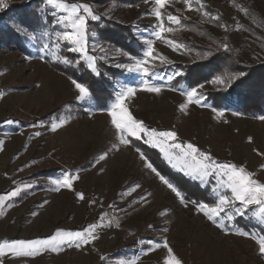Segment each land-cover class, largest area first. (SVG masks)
<instances>
[{"label": "rangeland", "instance_id": "rangeland-1", "mask_svg": "<svg viewBox=\"0 0 264 264\" xmlns=\"http://www.w3.org/2000/svg\"><path fill=\"white\" fill-rule=\"evenodd\" d=\"M34 1L6 0L8 7L0 12V93H3V99H0V142L3 143V150L0 151V195L7 194L17 186L32 185L20 196L6 202L4 214L0 215V242L6 237L31 233L29 231L33 227L51 229L56 224L57 230H66L67 220H73L82 230L107 212L110 217L119 218V228L113 226L98 230L99 238L83 248L65 247L59 253L44 252L31 259L37 264H127L139 257L137 264H163L165 249L144 255L149 245H141L139 241L162 242L167 239L183 264H264V257L259 254L253 240L224 235L203 215L196 214L191 206L184 208L180 205L175 195L144 167L135 147L121 146L119 151H109L108 159L93 167L97 156L117 143L110 117L102 111L111 103L114 86L122 82L135 85L140 77L114 66L116 62H127L124 57L109 63L101 61L99 78L87 70L83 62L76 66L64 65L51 58L44 61L38 59L37 46L26 39L24 30L41 29L44 25H40V21L46 26L50 22L47 18L52 20V17L42 18L43 4L36 12L37 7L31 8ZM84 2L96 6V11L101 14L114 6L109 13L110 18L103 19V26L92 24L102 43L131 55L142 54L144 46L138 37L141 32L146 37L151 25L156 22L153 17L145 15L152 7L151 3L146 4L144 0ZM203 2L207 11L213 15L220 14L221 23L234 29L236 21H239L254 34L235 30L225 32L216 23H203L199 13L187 11L184 14L189 19L184 23L198 31H179L170 38L186 44L193 51L185 54L173 52L157 41L155 47L158 51L173 61L172 65L157 70L162 75L172 70L183 71L182 77L172 81L178 88L204 83L205 103L223 110L228 122L215 119V113L208 107L191 106L189 114L183 115L178 111V106L184 98L178 92L167 90L159 96L138 92L129 105L130 110L149 128L175 130L181 141L210 151L218 161L246 166L249 171L257 173V179L264 182V171L261 170L264 156L257 155V151L264 153V121L254 118L264 113H241L235 106L236 96H229V93L222 106L216 104L221 94L228 92L245 76L235 80L227 90L214 88L207 83L225 69L247 73L253 67H264V39L257 38L264 37V28L257 27L250 18L232 7V0ZM236 3L247 7L257 19H264V0H236ZM24 4H27L29 11L28 8L13 10L14 6ZM184 8L183 3H177L168 10L176 14V9ZM35 14L41 17L40 21ZM134 25L138 26V31ZM111 29L117 35L105 32ZM200 32L204 35L201 36ZM15 39L21 40V44H17ZM214 41L227 42L232 49L231 58L225 64L216 63L207 73H199V69L193 68V73L208 75L207 79L194 82L196 80L189 79L193 73H186L185 69L196 66L200 60H207L210 56L201 59L196 53L209 52L207 48L210 45L224 51ZM69 54L66 56L75 58L76 54ZM235 67H240V71L230 70ZM64 69H71V72H64ZM88 73L100 81L98 92L111 96L106 107L98 106L93 99L87 103L76 100L77 93L69 77L90 85ZM251 73H255L252 81H258L259 72L252 69ZM261 86H264V80ZM256 96L260 102L259 106L258 103L256 105L261 109L264 105V87L256 90ZM67 106H71L70 113ZM233 112L241 115H233ZM60 116H68L69 122L57 131H51L52 118ZM36 132L41 134L36 136ZM249 137L252 138L251 143L248 142ZM77 170L80 179L74 184L75 192L54 190L52 180L60 178L64 172ZM168 179L178 186L171 177ZM186 179L208 189L209 195L197 201L211 202L210 186H202L199 181L188 177ZM136 184L140 187L135 192L121 197L122 192L127 193ZM185 191L186 198L188 194L190 199L195 200L188 188ZM76 192H82L85 199L79 200ZM148 193L151 195L146 201L143 200L142 197ZM109 205L114 207L110 208ZM165 211L167 215H161ZM241 218L250 226L249 229L242 226ZM236 224L245 230H257L255 222H250L248 217H238ZM165 228L166 232L163 231ZM101 256L105 259L101 260ZM13 260L12 256L7 259L9 264H14Z\"/></svg>", "mask_w": 264, "mask_h": 264}, {"label": "snow or ice", "instance_id": "snow-or-ice-1", "mask_svg": "<svg viewBox=\"0 0 264 264\" xmlns=\"http://www.w3.org/2000/svg\"><path fill=\"white\" fill-rule=\"evenodd\" d=\"M144 3H151L152 7L145 15L155 19V23L148 30L145 37L143 32L139 37L143 44L142 54L139 56L131 55L120 48L106 45L99 40L98 33L92 27L95 23L103 26L102 21L105 17L110 18L109 13L114 10H106L101 14L96 11V6L84 2V0H42L41 8L42 18L51 16L52 20L38 30H24L26 39L37 46L38 59L44 61L47 58L62 63L64 65L79 66L81 62L87 70L96 76L101 75L100 62L104 63L118 61L124 57L127 62H116L114 66L124 69L129 74H136L140 77L139 83L132 85L128 82L117 83L113 89V97L110 105L103 109L110 117V124L114 130V137L117 143L97 156L93 167L101 161L108 159L109 151H119L120 147H133L134 141H142L151 148L158 149L163 159L172 169L181 172L184 176L199 181L202 186H210L211 202L197 201L186 198L182 190L164 176L150 161L146 154L139 147H135L139 158L144 162V167L153 173L159 181L169 189L177 198L180 205L184 208L191 206L196 214L210 222L215 228L224 235H235L241 238L253 240L258 246L259 254L264 257V182L257 179V173L249 171L246 166L237 165L233 162L218 161L210 151L201 150L197 145L191 142H183L179 139L178 132L175 130H158L149 128L143 120L137 119L130 110V103L138 92H145L159 96L165 90L178 92L183 98L179 104L178 111L183 115L189 114L191 106L208 107L215 113V119H225V112L218 110L205 103L204 94L205 84L200 83L195 87L185 88L182 85L178 88L172 84L176 77H182L183 71L172 70L166 75H162L157 69L172 65L167 56L163 55L155 47L159 41L171 48L173 52H192L186 44L170 38L179 31H198L192 26L184 23L189 17L184 13L194 11L201 15L203 23H216V26L222 28L225 32L230 30L250 32L252 30L236 21L234 29L229 25L221 23L220 14L213 15L206 10L203 0H144ZM183 3L184 10L176 9V14L169 11L175 4ZM131 7L132 5H128ZM8 7L6 0H0V12ZM138 7V5H137ZM232 7L242 13L246 18L257 27L264 28V19H257L251 15L250 10L232 0ZM138 31V26L134 25ZM201 36L203 32L199 33ZM254 34V33H252ZM264 39V37H257ZM218 48L225 52H232L227 42H217ZM76 54L75 58H70L63 53ZM197 57L204 59L211 55V52L196 53ZM245 75L243 72H232L225 69L218 75H215L207 83L214 88L227 90L231 84L239 77ZM77 93L76 100L81 103L90 102L92 92L89 86L83 82L69 77ZM163 81V83H156ZM0 99H3V93H0ZM67 112H71V106H67ZM233 115H241L233 112ZM264 121V115L254 117ZM69 122L68 116L53 117L50 123L51 131L55 132L64 127ZM11 123V121H9ZM41 133L36 132L39 136ZM252 142V138H248ZM3 150V143L0 142V151ZM257 155L264 156V153L257 151ZM264 171V165L261 166ZM80 179L79 170L76 172H64L58 179L51 183L55 186V191L66 189L75 192L74 184ZM214 181V183H211ZM32 185L24 184L23 187L17 186L14 190L5 195H0V215L4 214L6 202L20 196L25 189ZM140 185L132 186L127 193L120 195H131ZM79 200H84L82 192L75 193ZM151 193L142 197L147 200ZM95 203V201H92ZM113 208L114 205H109ZM161 215H167V211ZM238 217H248L250 222H255L256 231L245 230L236 224ZM120 227L119 218L109 216L104 213L97 222L89 224L87 227L78 231L56 230L54 234L43 239L32 240H4L0 242V258L11 255L13 257H35L44 252L59 253L65 247H75L77 249L91 245L99 238V231L102 228ZM149 227H152L149 225ZM167 231V229H163ZM141 245L148 244L149 247L143 252L148 255L149 252L163 248L166 250V256L163 264H183V261L175 254L173 248L169 245L167 239L162 242L140 240ZM101 260L105 257L101 256ZM139 257L133 258L127 264H137ZM0 264H3L0 260ZM124 264V262H122Z\"/></svg>", "mask_w": 264, "mask_h": 264}, {"label": "trees", "instance_id": "trees-1", "mask_svg": "<svg viewBox=\"0 0 264 264\" xmlns=\"http://www.w3.org/2000/svg\"><path fill=\"white\" fill-rule=\"evenodd\" d=\"M34 3L35 4L31 8L37 7L38 9L36 10V12H38V10L40 11L39 7L42 4V1L41 0H35ZM26 6H27V4L14 6L13 10L20 9V8L27 9L28 7L26 8ZM27 11H29V8ZM34 16L35 17L38 16L39 21L41 20V17L39 15L35 14ZM47 20L51 21V19L49 17L47 18ZM39 24L40 25L43 24L45 26L44 22H42V21H40ZM116 27L120 28L118 26H116ZM105 32H108L109 34H116L114 31H112V29L106 30ZM15 42L17 44H21V40H19V39H15ZM213 46H215V45H210L207 48V50L209 52H211V55L207 60H205V61L200 60L196 66L187 67L185 69V72L186 73H193V68H195L196 70L199 69L198 70L199 73L201 71H204V73H207V71H210L211 67L214 66L216 63L225 64L228 60H230L232 52H225V51H221L219 49H214ZM201 50H203V49H201ZM63 54L64 55H71L69 53H63ZM56 66H59V65H56ZM252 69L256 73L259 72L258 73V75H259L258 81H252V75L255 74V73H251ZM230 70L240 71V67H235V68H232ZM65 71L71 72V69H66V70L64 69V72ZM67 74L79 75L80 73H67ZM261 75H263V76L261 77ZM244 76H245L244 78H240L238 81L236 80L237 84H235V86L232 89H230L226 93L221 94L219 96V97H221V99L218 100L216 104L222 106L223 103H225V101H227V95H228L227 93H229V96H231V95L236 96L237 100L235 101L236 102L235 106L241 113H243V114L253 113L254 115H259L261 113H264V105L262 107H260L261 109H259L256 105L259 101L257 96H256V90L262 89L264 87V86H261L262 82L264 80V67L259 66V67H253L251 69H248L247 73H245ZM98 78H99V76H98ZM98 78L92 77L89 74V82H90V85L92 86L90 90L92 92L93 100H96L95 101L96 104L100 107H106L109 104L111 96L109 94H108V96L107 95L105 96V95L101 94L100 91L98 92L97 85L100 82L98 80ZM207 78H208V75L193 73V75L189 79H192L193 81L196 80L194 82H200L203 79H207ZM90 85H88V86L90 87ZM244 86H246L247 88H245ZM259 87H262V88H259ZM259 94H262V93H259ZM261 97H263V96H261ZM260 101H262V100H260ZM259 104H260V102L258 103V106H259ZM97 109H102V108H97ZM134 145L135 146H133V147H139L141 149V151H143L146 154V156L150 159V161L153 163V165L162 174H164V176L166 174V175H168V176H166L167 178L171 177L178 184V187L182 190V192L184 194L186 192L185 190L188 188L189 194L195 200L201 199V197H203L204 195H207V194L209 195V191L207 188H201L198 183L189 182L182 173H180V172L172 169L171 167H169L168 164L161 157V154L156 149L149 147L148 145L144 144L142 141H134ZM187 196L189 198L188 194H187ZM240 221H242V224H243L242 226H244V228H246V229L250 228V226L245 221H243L242 218L240 219Z\"/></svg>", "mask_w": 264, "mask_h": 264}, {"label": "crops", "instance_id": "crops-1", "mask_svg": "<svg viewBox=\"0 0 264 264\" xmlns=\"http://www.w3.org/2000/svg\"><path fill=\"white\" fill-rule=\"evenodd\" d=\"M55 225L51 229L49 227H45V228L43 227L44 229L43 228L39 229V228L33 227V229H31V231H29V232H31L34 235H32L31 233H26V234L14 236L12 238L6 237L5 239L2 240V242L4 240L13 241V240H32V239L47 238L50 235L54 234V232L57 230V228H55ZM65 228H66V230H69V231L81 230V227L74 224L73 220H67L65 223ZM10 256L11 255H6V256L0 258V260H2L3 264H9V261H7V259ZM13 259H14L13 260L14 264H37L36 261L31 259V257H13Z\"/></svg>", "mask_w": 264, "mask_h": 264}]
</instances>
